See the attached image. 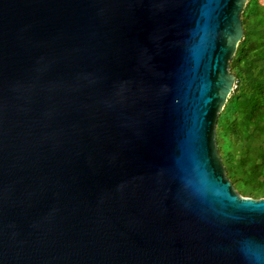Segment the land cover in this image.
Segmentation results:
<instances>
[{
    "label": "water",
    "instance_id": "95a60500",
    "mask_svg": "<svg viewBox=\"0 0 264 264\" xmlns=\"http://www.w3.org/2000/svg\"><path fill=\"white\" fill-rule=\"evenodd\" d=\"M247 2L0 0V264H264L216 132Z\"/></svg>",
    "mask_w": 264,
    "mask_h": 264
},
{
    "label": "trees",
    "instance_id": "16d2710c",
    "mask_svg": "<svg viewBox=\"0 0 264 264\" xmlns=\"http://www.w3.org/2000/svg\"><path fill=\"white\" fill-rule=\"evenodd\" d=\"M230 61L235 87L216 124L226 174L243 196H264V0H248Z\"/></svg>",
    "mask_w": 264,
    "mask_h": 264
},
{
    "label": "rangeland",
    "instance_id": "374dc122",
    "mask_svg": "<svg viewBox=\"0 0 264 264\" xmlns=\"http://www.w3.org/2000/svg\"><path fill=\"white\" fill-rule=\"evenodd\" d=\"M259 1L263 2V0H259Z\"/></svg>",
    "mask_w": 264,
    "mask_h": 264
}]
</instances>
